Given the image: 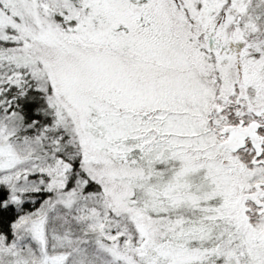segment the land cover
I'll return each mask as SVG.
<instances>
[{
	"label": "snow or ice",
	"instance_id": "1",
	"mask_svg": "<svg viewBox=\"0 0 264 264\" xmlns=\"http://www.w3.org/2000/svg\"><path fill=\"white\" fill-rule=\"evenodd\" d=\"M0 264H264V0H0Z\"/></svg>",
	"mask_w": 264,
	"mask_h": 264
}]
</instances>
